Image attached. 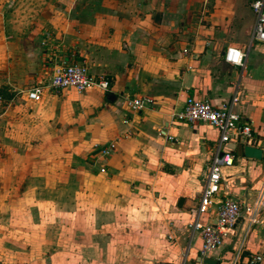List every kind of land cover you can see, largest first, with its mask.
Listing matches in <instances>:
<instances>
[{"label":"crops","instance_id":"obj_1","mask_svg":"<svg viewBox=\"0 0 264 264\" xmlns=\"http://www.w3.org/2000/svg\"><path fill=\"white\" fill-rule=\"evenodd\" d=\"M252 1L0 0V90L38 103L27 98L33 86L22 88L34 81L50 55L54 63H84L90 73L110 82L107 93L45 90L39 100L43 113H50L58 100L74 110L78 144L87 145V169L78 171L82 194L91 196L84 216L92 225H106L91 239L106 235L109 246L126 240V258L119 262L120 253L107 249L110 264H162L157 251L163 242L171 251L164 253L169 256L165 264L215 263L219 250L199 259L201 237L190 224L218 132L205 123L190 127L175 120L186 98L231 106L250 124L249 146L261 150V159L245 158L242 147L247 144L240 139L221 145V152L233 156L232 165L221 169L222 187L236 201L256 188L264 170V44L248 48L255 22ZM227 48L246 51L243 67L223 61ZM69 91L77 94L74 104L68 101ZM128 98L148 102L133 111ZM108 143L115 146L108 157L94 153L93 145ZM28 174L30 180L35 177V172ZM16 175L0 170L1 183ZM83 218L77 217L76 225ZM80 234L75 233L76 240ZM223 248L229 256L227 238ZM247 249L263 251V226L252 233ZM92 252L77 255L74 264H103L96 259L101 254ZM66 257L44 255L38 264H66Z\"/></svg>","mask_w":264,"mask_h":264},{"label":"rangeland","instance_id":"obj_2","mask_svg":"<svg viewBox=\"0 0 264 264\" xmlns=\"http://www.w3.org/2000/svg\"><path fill=\"white\" fill-rule=\"evenodd\" d=\"M54 60L52 55L43 58L34 81L22 90L46 85ZM0 96V170L17 173L13 179L4 177V184L0 179V264H38L44 255L59 253L67 255L66 264H74L77 255L92 250L97 256L101 254L94 258L110 264L113 258H106V254L111 247L121 255L116 262L126 258L125 239L111 246L106 235L101 234L102 240L91 239L97 230L105 232L106 225H92L84 216L91 196L82 194L78 171L87 169V145L78 144L74 110L58 100L50 105V113H43L41 101L30 105L6 89L0 90ZM76 96L69 91L68 101L76 103ZM30 172H35L31 180ZM28 183L33 184L29 191ZM77 217H84L79 226ZM76 232L81 233L79 240ZM157 252L163 256L157 261L165 264L169 256L164 253L170 255L171 251L164 242Z\"/></svg>","mask_w":264,"mask_h":264},{"label":"built area","instance_id":"obj_3","mask_svg":"<svg viewBox=\"0 0 264 264\" xmlns=\"http://www.w3.org/2000/svg\"><path fill=\"white\" fill-rule=\"evenodd\" d=\"M255 17L249 46L264 44V0H254L250 3ZM246 51L227 48L223 61L227 64L243 67ZM73 89L77 93L98 90L107 93L110 90L109 80L102 75L90 73L84 63L56 62L49 73L46 85L32 87L27 98L38 102L45 90L59 92L63 89ZM147 100L128 98V105L133 111H140ZM177 122L190 127L205 123L218 132V145L212 155L204 187L201 191L195 215L190 229L199 233L201 246L198 250L199 259L205 258L213 250H219L215 264H260L264 260V249L261 253H253L247 249V243L254 231L264 227V170L257 186L243 201H236L223 192L222 167L231 166L233 156L221 152V145L232 139H240L249 145L252 141L250 124L246 123L231 106L214 107L207 99L186 98L182 109L175 113ZM170 139V137L168 138ZM113 143L93 145L94 153L106 158L114 150ZM210 212L214 216H209ZM207 216V223H202L199 217ZM228 239L229 256L223 252L224 240Z\"/></svg>","mask_w":264,"mask_h":264},{"label":"water","instance_id":"obj_4","mask_svg":"<svg viewBox=\"0 0 264 264\" xmlns=\"http://www.w3.org/2000/svg\"><path fill=\"white\" fill-rule=\"evenodd\" d=\"M108 99H110V97H108ZM112 100V98H111ZM242 151H243V156L245 158H249V159H254V160H260L261 159V155L262 152L260 149L249 146V145H244L242 147ZM179 202H182L181 199H179ZM203 264H215L214 261L209 260V259H203L202 260Z\"/></svg>","mask_w":264,"mask_h":264}]
</instances>
